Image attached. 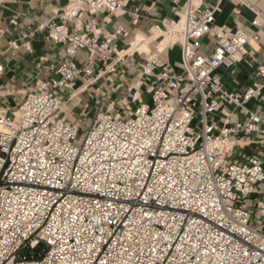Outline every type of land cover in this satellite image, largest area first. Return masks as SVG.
I'll return each instance as SVG.
<instances>
[{
    "label": "built area",
    "instance_id": "2783aa9c",
    "mask_svg": "<svg viewBox=\"0 0 264 264\" xmlns=\"http://www.w3.org/2000/svg\"><path fill=\"white\" fill-rule=\"evenodd\" d=\"M122 8L121 0H69L60 23L33 30L65 59L38 62L42 77L0 113V264H264V147L235 158L232 139L259 132L264 121L247 104L263 99V87L229 92L215 75L264 38V14L253 12L252 32L230 30L214 25L213 8L187 0L182 21L166 29L181 40V72L152 54L137 88L71 121L63 98L75 97L74 79L122 63L112 47L123 29L101 37L80 16ZM98 89L103 103L109 93ZM226 106L243 121L219 126L213 117Z\"/></svg>",
    "mask_w": 264,
    "mask_h": 264
},
{
    "label": "crops",
    "instance_id": "0c3cea01",
    "mask_svg": "<svg viewBox=\"0 0 264 264\" xmlns=\"http://www.w3.org/2000/svg\"><path fill=\"white\" fill-rule=\"evenodd\" d=\"M121 1L122 11L116 15L99 13L80 16V22L91 20L95 31L101 37L117 27L123 29L124 35L120 36L112 47L114 54L118 55L122 63H116L112 67L114 73H111L110 68L104 71L102 67H98L91 77L80 74L74 79L70 93L75 94V97L69 98V93L66 92L63 98L67 117L71 121L81 118L84 106L89 107V118H91L99 106L105 108L110 102L115 103L120 100L130 87L137 88L144 80L138 68L152 54H157L176 73L182 70L181 40L169 38L170 43H168L166 29L170 23L182 21L187 0ZM0 2V113L10 114L22 102L25 94L32 89L36 80L42 77L35 65L40 61L59 63L65 59L61 45L53 44L47 38L46 32L33 33V30L39 21L53 20L60 23L62 10L69 0L42 2L0 0ZM191 4H194L198 10L204 7L213 8L214 25L230 30L240 27L252 32L250 22L254 17L253 12L264 14V0H247L244 4L234 0H191ZM16 15H18L17 24L11 25L10 20ZM138 38L141 43L131 48ZM165 41H167L165 46L160 50V44ZM211 42L212 39L209 37L204 39L205 45ZM141 44H146L148 51L138 49ZM263 50L264 38L252 42L248 47L249 55L244 56L232 67H220L215 75L223 88L229 92H242L258 81L263 87L261 92L263 99L251 100L247 108L256 112L264 121V77L256 79L257 66L264 64ZM82 58L83 54L80 55L79 65ZM98 72H101V77L92 84L91 81L96 78ZM99 86L101 91L109 93L103 103L96 98L100 92ZM115 87H118L116 91L113 90ZM139 92L145 100L146 93L143 88L139 87ZM229 113L231 115L227 116ZM243 119L244 117L233 106H226L224 113H218L213 117L219 126L226 121L232 124L242 122ZM259 128V132L250 136L232 138L239 141L233 148L235 158L239 153L249 155L264 147V122Z\"/></svg>",
    "mask_w": 264,
    "mask_h": 264
},
{
    "label": "bare ground",
    "instance_id": "6f19581e",
    "mask_svg": "<svg viewBox=\"0 0 264 264\" xmlns=\"http://www.w3.org/2000/svg\"><path fill=\"white\" fill-rule=\"evenodd\" d=\"M157 33H158V32H157ZM157 33H156V34H157ZM156 34H154V35H156ZM156 36H157V35H156ZM167 41H168V43H170V42H169V37H168V40H167ZM167 41H165V43H163V44H160V47H159L160 50H162V48L165 46V44H166ZM135 42H136V44L131 45V48H132V46L137 47V46L139 45L140 39L138 38L137 41H135ZM140 43H141V42H140ZM141 45H142V46H141ZM141 45H140V48H138V49H141V50L143 49V50H145V51H148L146 44H141ZM134 47H133V48H134ZM131 48H130V49H131ZM138 49H137V50H138ZM132 50H133V49H132ZM134 50H135V49H134ZM128 52H129V51H128Z\"/></svg>",
    "mask_w": 264,
    "mask_h": 264
},
{
    "label": "rangeland",
    "instance_id": "374dc122",
    "mask_svg": "<svg viewBox=\"0 0 264 264\" xmlns=\"http://www.w3.org/2000/svg\"><path fill=\"white\" fill-rule=\"evenodd\" d=\"M42 250H43V246H40L39 248H37V249L34 251L35 258H38V255H42ZM22 254H23V255L28 254V250L24 251Z\"/></svg>",
    "mask_w": 264,
    "mask_h": 264
}]
</instances>
